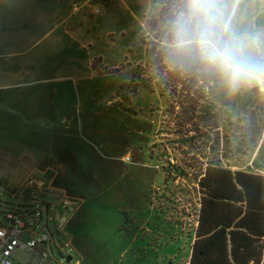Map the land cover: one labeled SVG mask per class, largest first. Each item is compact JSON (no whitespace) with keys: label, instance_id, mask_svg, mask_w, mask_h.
Here are the masks:
<instances>
[{"label":"rangeland","instance_id":"1","mask_svg":"<svg viewBox=\"0 0 264 264\" xmlns=\"http://www.w3.org/2000/svg\"><path fill=\"white\" fill-rule=\"evenodd\" d=\"M183 8L0 0V225L30 214L65 264H188L206 166L264 175V90L219 76L207 120L170 109L148 48ZM227 13L237 34H264V0Z\"/></svg>","mask_w":264,"mask_h":264},{"label":"trees","instance_id":"2","mask_svg":"<svg viewBox=\"0 0 264 264\" xmlns=\"http://www.w3.org/2000/svg\"><path fill=\"white\" fill-rule=\"evenodd\" d=\"M159 23L149 21V26L153 29L165 26ZM171 42L172 30L164 40L148 48L150 67L161 88L173 99L172 111L182 107L195 114L203 113L207 120L212 108L209 98L219 75L194 57L176 54ZM187 123H194L192 116ZM197 183L201 206L188 264H261L264 175L208 164Z\"/></svg>","mask_w":264,"mask_h":264},{"label":"clouds","instance_id":"3","mask_svg":"<svg viewBox=\"0 0 264 264\" xmlns=\"http://www.w3.org/2000/svg\"><path fill=\"white\" fill-rule=\"evenodd\" d=\"M172 29L170 47L194 57L236 91L264 90V34H237L228 23V0H183Z\"/></svg>","mask_w":264,"mask_h":264},{"label":"built area","instance_id":"4","mask_svg":"<svg viewBox=\"0 0 264 264\" xmlns=\"http://www.w3.org/2000/svg\"><path fill=\"white\" fill-rule=\"evenodd\" d=\"M200 206L201 204L199 209ZM198 217L199 212L196 226ZM5 219L9 223L0 225V264H65L55 254L52 234L48 229L39 226L35 217L9 212ZM19 252L29 254V259L19 258Z\"/></svg>","mask_w":264,"mask_h":264},{"label":"crops","instance_id":"5","mask_svg":"<svg viewBox=\"0 0 264 264\" xmlns=\"http://www.w3.org/2000/svg\"><path fill=\"white\" fill-rule=\"evenodd\" d=\"M162 170H163V169H162ZM163 173H164V172H163ZM164 176H165V178H166V174H165V173H164ZM31 182H32L33 185H35V182H34V181H31ZM31 182H30V185H31ZM165 183H166V181H165ZM165 183H164V184H165ZM164 184H163V185H164ZM37 185H39V183H38ZM159 189H160V188H159ZM196 224H197L196 222H195V224H193V225H195V226H192V228H191V229H192V232H190V234L187 235V236H191V235H193V240H194V237H195V229H196V227H197ZM181 228H182V231H183L184 229H186V227H185V226L183 227L182 225H181ZM187 229H188V228H187ZM189 229H190V228H189ZM183 234H184V233H183Z\"/></svg>","mask_w":264,"mask_h":264}]
</instances>
